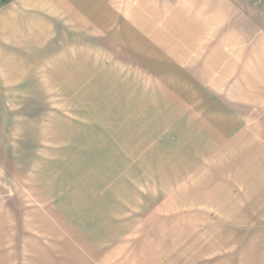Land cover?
Returning a JSON list of instances; mask_svg holds the SVG:
<instances>
[{
  "label": "crops",
  "instance_id": "obj_1",
  "mask_svg": "<svg viewBox=\"0 0 264 264\" xmlns=\"http://www.w3.org/2000/svg\"><path fill=\"white\" fill-rule=\"evenodd\" d=\"M2 1L0 264H188L187 214L156 204L264 156V19L236 0Z\"/></svg>",
  "mask_w": 264,
  "mask_h": 264
},
{
  "label": "rangeland",
  "instance_id": "obj_2",
  "mask_svg": "<svg viewBox=\"0 0 264 264\" xmlns=\"http://www.w3.org/2000/svg\"><path fill=\"white\" fill-rule=\"evenodd\" d=\"M236 1L264 19V0ZM20 127L39 129L38 124L17 122L14 130ZM229 162L233 169L216 185L209 172L203 180L207 185L184 188L171 202L156 204V214H187L188 264H264V171L255 169L264 156L243 151L229 156Z\"/></svg>",
  "mask_w": 264,
  "mask_h": 264
},
{
  "label": "trees",
  "instance_id": "obj_3",
  "mask_svg": "<svg viewBox=\"0 0 264 264\" xmlns=\"http://www.w3.org/2000/svg\"><path fill=\"white\" fill-rule=\"evenodd\" d=\"M11 1H13V0H3V1L1 2V4L4 5V4L9 3V2H11Z\"/></svg>",
  "mask_w": 264,
  "mask_h": 264
}]
</instances>
